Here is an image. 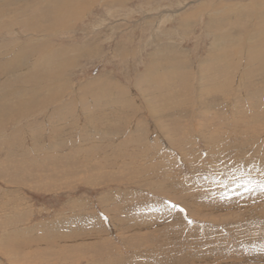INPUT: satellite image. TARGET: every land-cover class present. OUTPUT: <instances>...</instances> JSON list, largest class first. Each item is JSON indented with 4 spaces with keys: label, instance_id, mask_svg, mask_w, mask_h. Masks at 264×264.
<instances>
[{
    "label": "rangeland",
    "instance_id": "obj_1",
    "mask_svg": "<svg viewBox=\"0 0 264 264\" xmlns=\"http://www.w3.org/2000/svg\"><path fill=\"white\" fill-rule=\"evenodd\" d=\"M204 1L207 0H148L147 2L144 0H130L124 5L118 7V10L116 9L115 12V17H111V19H109V14L111 13L107 11L105 12L104 9L96 10L91 7L92 9L89 8L88 11H86L84 19L83 16L80 18L81 20L76 22L77 25L73 24L74 27L72 26L70 31L68 30L65 32L66 34L58 36V39L56 38V41H58L60 44L64 43L63 45L69 44L70 46V44L73 42L72 44H79L82 45V47L86 45L88 41L91 42L90 45H93V41H95L94 39L97 41L96 45L99 44V41H101L102 46L98 48L100 51V56H95L96 58L93 57L94 59H91V57H89L86 53L85 56L87 58L84 56L78 61L79 63L76 62L74 66L69 68L70 71L67 72L64 77L63 83H65V85H62L65 87H62V91L60 93L56 92L58 94H56L58 100L53 103V106L50 109L51 112L56 113L57 109L60 110V107H62L64 104H69L68 106L72 107H70L72 111L68 110L67 112L69 117H73V119L75 118V121H71L73 122L71 124L72 126L69 124V120L67 124H65V128L62 124L59 128H61L60 131H63L68 127L69 132L72 129L71 133L76 134L77 136L70 139V141L74 142L75 144L71 145L72 143H70V141L68 144L64 143L67 147H65L66 150L57 152L55 155L50 156L49 158H46L48 156H46L44 153L37 152L36 156L32 157L34 158L33 160L38 161L36 163H39V165L36 168L35 166H31V168H29V171L27 172L29 174V178L19 172L23 178L21 179V177L19 178V173L13 172L21 162L22 163L20 165H23L24 161L27 160H23L21 157L17 158V156H13L11 158V164L7 169H4L7 170L8 173H16L17 180L12 177V182L10 177H3L1 176L2 173H0V211L3 210L0 212V218H3L4 215H8L3 219H0V222H3L2 225L0 223V250H2L0 251V264H13L14 261V264H258L260 259L263 260L262 264H264V245L253 248V246L249 244L247 250H239L241 255H236V259L234 260L230 259L231 256L229 254L232 249L238 245V242L235 241V238L231 235L229 229L242 230V227L236 225L241 222L240 220H242V217L249 215V217H254L255 219L257 218L258 221H262V223H264V191H261L258 187V185L264 184V117L254 116L253 111H251V105L254 103L252 100L253 96L256 94L254 97H257V94H259L260 97L257 99L259 100L262 98L263 100L264 96H261L260 94H264V92L251 91V86L253 84L255 87H258V79L241 78L240 81V77H238L235 81H232L234 84H232V82L230 83L227 91L220 89L219 85L211 88L213 92L210 98H212V102L215 103L214 105H216V103L217 105L215 107L212 105L213 109L207 111L205 114V107L203 105V100L205 98H203L199 92V88L201 90L200 82L202 78V76L199 74L201 68L203 67L202 65L204 64L203 59L207 58L209 53L208 50L210 49L211 45V38L206 36V31L208 30L207 24L209 21L206 19L204 20L203 18H197V21H195L191 32L188 33L187 36L181 34V29L178 30L179 27L176 28L180 15L197 9L196 4H201ZM225 1L235 3L250 2V0ZM126 12H130L131 14H127ZM102 13L105 14V17ZM103 19L106 22H103ZM242 20L244 23H248V19H239L241 23H243ZM101 21L106 24H103ZM220 23L222 24V22H218L217 25H220ZM232 23L234 22L231 21L230 24ZM213 24L215 25L216 22ZM230 24L224 23L220 27H226L224 28L225 30H231ZM155 26H157L158 29L154 28ZM153 28L155 30H153ZM169 30L171 32L176 31V36L174 37L172 34H169V36ZM19 38H21V40H25V36H19ZM87 38L91 39L86 40ZM0 39H2V37H0ZM154 39H157V41ZM117 45L125 46L127 51L130 49L128 51L129 56L127 54L126 57L122 58L117 53H115L117 55H114V49L119 47ZM155 45H158V47L161 48H157ZM90 47L91 46H88V48L85 47L87 48L85 51L87 50L88 52L91 50L92 48ZM172 48L174 49L172 50ZM237 48H239L238 45ZM158 50L160 51L158 52L159 54L157 56L156 53ZM175 50H178L177 52L181 51L180 53H182V55L186 54L183 56V58L190 63L191 67L194 68V71L198 73V75L196 76L197 80L195 79L197 92H193V95L191 93L190 97H188L190 101L192 100L191 102L189 101L190 103L188 106L176 108L172 104L173 96L178 95V92L174 93L172 86H167L165 90L159 89L161 92H164V94H162L163 98L158 100H154L155 98L153 99V105L155 109L159 108L160 104L163 105L164 103L167 105L169 102H171V106L167 107L168 110L163 115L161 120H167L165 123L172 124V126L177 128H175V131L178 133H176L175 145L173 146L172 143L169 142V139L162 133V131H160V129L158 130L157 126L153 124L155 120L154 115H152L149 108H147L148 103L144 96L148 94L149 97V95L152 96L155 95V93L151 91L150 85H140L139 80L142 76H140V74L142 73L144 75L149 66L160 65L164 67V65L171 63L173 54L176 52ZM244 51L243 53L247 54V50ZM200 60L203 61V64L201 65ZM208 71H210V69H208ZM169 73L173 72H170L169 69L167 74ZM162 75H165V71L163 70L160 73V76ZM103 82H110L112 85L117 84V88L119 87L118 84L121 83L120 88H118V91H116L121 94L120 97L112 96V99L116 98V100L111 102V106H109L110 109L108 108L107 110H104V113L102 112V116H97L95 119L92 116H95V113H90L85 116L83 109L78 107L80 105H76L77 103L74 102L75 99L77 97L80 99L83 98L85 95L84 93L88 91L91 92V95L95 94V90L96 94L97 92L99 93L101 90H99L98 87L100 83ZM90 83H93L94 86ZM262 85L264 87V83L260 82L259 86H261V88H263ZM146 86L148 88H146ZM146 89H148V92H144ZM122 91H124L123 93L126 95H123ZM228 91H230V93ZM101 92L102 93L100 95L104 93V90ZM143 93L145 94L144 96ZM156 93L157 95L160 94L159 92ZM127 94L132 96L129 97ZM91 95L85 96H90L92 98ZM250 96L252 98H250ZM31 97L33 96H30V98ZM58 97H61V99ZM159 97L161 96L159 95ZM224 97L228 98V103L223 101L225 100ZM125 100H128V102ZM120 101L121 104L119 103ZM112 104L115 105V107L117 106V108L113 107ZM116 104H120V106L122 105L123 107L121 106L119 108V106ZM127 104H129V106ZM111 108H113V110ZM121 109H123L122 113ZM232 109H234V111L236 109V113H234ZM170 111H172V113ZM241 111L247 112L242 113ZM106 112L108 113L106 114ZM187 114H190V116H188V118L185 117V120L178 119V117H183ZM202 114L203 116L209 117V119H217L213 121V124L215 125L214 129H216L213 132L216 133L218 132L217 130H219L220 136L215 140L213 139L212 143H210L212 146L210 144H206L204 139L203 130L207 128V131L210 132L211 129L207 126V121L203 122ZM246 115L249 117V119L254 117L255 119L253 118V122L251 120H243ZM37 116L36 117L39 119L36 118L35 120V117H30L28 120H26L28 121V125L27 122L22 123L21 127H28L31 124V126L34 127L36 126L37 122L43 123V115L38 114ZM257 117L261 118V121L258 120V123L256 119ZM122 118H124V121ZM93 119L96 121L95 123L97 125H95ZM88 120L89 123H87ZM90 120H92L93 123ZM235 120H238L239 123L235 124ZM243 121L245 122L242 123ZM75 122L76 125L74 126ZM136 123L139 124V127H136L137 129L134 128ZM106 124L108 125L106 126ZM77 125L78 127H76ZM110 125L111 127H109ZM93 126H99V129L102 131L100 141L94 139L97 137L91 130ZM89 127L91 128L89 129ZM14 128L15 125L12 126L9 124V127L7 128V134L15 131ZM49 128L50 126L46 125L45 129L48 130ZM52 128L56 129V126L52 125ZM75 128H77V130H75ZM119 128L124 133H121L118 137L116 135ZM68 130H66V137H68L70 134ZM89 131H91L93 134H91ZM130 131H132L133 134ZM247 133L249 134L248 136ZM251 133H254L253 136H251ZM80 134H85L84 136L87 134L90 136L91 140L89 139L90 144L88 143V145L94 147L95 150L97 149L95 146L98 145L100 151L98 153H92L89 155L86 153L87 150H82L80 148L82 145H80L81 141L79 142V138L81 137ZM104 136L110 137L111 139H104ZM245 136H247V138ZM77 137L79 138L77 139ZM125 137H132L131 142L133 145L130 146V150L128 148L125 150L124 148L126 146L128 147L129 143H125L123 145L119 144L123 141H129L128 139L126 140ZM178 140L181 141L180 144H182L183 150L177 147L176 143ZM19 142L20 143L17 145H19L21 149L22 147L23 149L24 147L27 149L33 146L34 149L35 147L41 148L44 144L37 142L36 144L35 141H29L25 137H21ZM45 142H48L51 145L50 139L49 141ZM7 146L8 145H2L0 142L1 163L4 161V157H6L5 153H8V150L7 152L4 150ZM51 146L50 148L52 149ZM110 146H113V148H110ZM73 149L76 152H74ZM115 149L116 151H114ZM132 149H135V151ZM62 152L65 153L63 154ZM100 152H102V155ZM131 152H133L131 154L132 159L129 158V154ZM69 153L72 155V161L69 158L71 157ZM94 154L98 157L94 156ZM65 155L70 156L66 157ZM101 156L104 160H102ZM65 157L66 159L69 158L67 160L68 162L65 160ZM75 157L79 159L77 160ZM29 158H31V155ZM98 158L102 163L98 160ZM109 158L111 160L114 158V160L110 161ZM5 161L7 160L5 159ZM103 161H105V163ZM56 162L58 164H56ZM150 163H152L151 166L154 169L151 168ZM154 164L158 165L155 166ZM2 167H0V172H2ZM9 167L12 168L10 169ZM47 167L49 169L46 171ZM157 167L158 172L155 169ZM50 169H52V171ZM90 169H92V172ZM165 169H167L166 171L168 173L165 171ZM74 171L76 173H73ZM131 175L133 176L131 177ZM62 176H64V179ZM246 188L251 190H245ZM3 193L5 194L3 195ZM210 200L213 202H210ZM161 201L164 204H162ZM202 202L204 205H201L203 204ZM160 205L167 206L174 212V214L172 212L168 214V216L171 217L167 222L169 224H161V222L165 223V220L162 217L164 213L162 212ZM191 205L195 206L192 207ZM211 209H215V211L224 210L225 212L223 213L226 215L224 216L213 213ZM81 211L83 213H81ZM129 211H131V213H129ZM247 211H249L250 214L247 213ZM132 213H135L136 216L132 215ZM16 215L18 219L16 218ZM203 215H207L209 218H216L217 224L212 223L213 221L205 222ZM177 217H180V222L177 220ZM70 218L74 220L72 221L73 224L70 222L71 224L67 223V225H65V223L68 222V219ZM12 221L14 222L12 223ZM225 223H227V225ZM228 225L230 226L228 227ZM260 225L263 227V230L260 231V233L263 234L262 236L264 240V224ZM38 228H40V230H38ZM53 229H58V231H54ZM65 233L69 235L67 236ZM80 233L83 234L81 235ZM70 234L74 235V237ZM165 238L167 239V247L163 243ZM98 242L100 245L97 244ZM224 242L228 243L225 244ZM207 243L209 244L207 245ZM220 243L223 248H227V250L225 249L226 251H224L222 248L219 249V247L216 246ZM176 245L178 247L184 246L180 248V250ZM78 246H83L82 248L84 249L79 248ZM209 246L214 248L216 252ZM2 247L4 249H2ZM76 247L77 249H75ZM173 247V251L171 250L170 252V250H167ZM177 249L178 251H175ZM206 250H210V252L206 253ZM17 252L21 253V255L23 253V255L21 256ZM249 255L252 260L250 259ZM146 256L150 258L148 259ZM24 257L28 259H25ZM257 258L259 259L255 261Z\"/></svg>",
    "mask_w": 264,
    "mask_h": 264
},
{
    "label": "bare ground",
    "instance_id": "obj_2",
    "mask_svg": "<svg viewBox=\"0 0 264 264\" xmlns=\"http://www.w3.org/2000/svg\"><path fill=\"white\" fill-rule=\"evenodd\" d=\"M130 0H0V37H2V39H0V142L2 145H8L4 150H8V153H5L4 157L7 161H4L1 163L0 167H2V173L1 176H8L10 177V179L12 177H14V179L17 178V174L16 173H22L24 174V176L29 178V174L27 173L29 171V168H31V166H35V168L39 165V163H36L38 161L33 160L37 154V152L39 153H44L46 156V158H49L50 156L55 155L57 152L60 151H64L66 150V145L64 143H67L70 141V139L74 138L75 136H77L76 134L71 133V130L69 132L68 127L66 129H64L63 131H60L61 128L60 125H64V128L66 127L65 124H67V122L70 120L69 124L71 125L74 119L73 117H69L68 116V110L72 111L71 108L68 106L69 104H64L62 107H60L61 109H57L56 113L55 112H51L50 109L53 106V103L56 102L57 99V93L56 92H61L62 91V85H65L64 82V77L65 74H67V72L70 71V67L74 66V64L76 62H78L81 58H83L86 53L89 57H91V59H94L93 57H99V49L102 46V42L99 41V44L96 45L97 41L96 39H94L95 41H93V45H90L91 42L88 41V43L86 45H84L85 47L88 48V46H91L90 48H92L91 50H89L87 52V50L85 51V48L82 47V45L79 44H60L58 41H56V38L58 39V36L60 35H64L66 34L65 32H67L68 30H71V27L73 26V24H76V22L78 20H81L80 18L83 19L85 18V13L86 11H88L89 8H94L96 10L98 9H104L105 12H109L111 14H109L110 18H114L115 17V12L116 9L118 10V7L124 5L125 3H127ZM136 1V0H135ZM145 2H147L148 0H144ZM150 1V0H149ZM152 1V0H151ZM155 1V0H154ZM200 2V1H199ZM195 6V5H194ZM97 7V8H95ZM130 7V6H129ZM171 7V6H170ZM91 8V9H92ZM196 8L193 11H189L188 13H183L182 15L179 16L178 18V22H177V27H179L178 30L181 29V34L183 35H188V33L191 32L192 27L194 26L195 21H197L196 19L199 18H203L204 20H208V30L207 32V37L211 38V45H210V49L208 50V56L207 58L203 59L204 60V64L202 63L203 61L200 60V65L203 64L201 71H200V76H202L201 78V90L199 88V92L200 95L203 96V98H205L203 101V105L205 107V114L207 111H210L213 109L212 105H214L215 103L212 102V98L211 94L213 92V90L211 88L219 85L220 89L227 91L228 86H230V83L234 80H236L238 77H240V81L241 78H247V79H253L256 78L258 79V87H255V85L253 84L251 86V91L252 92H264V87L262 85L263 88H261V86H259V83L262 82L264 83V0H250V2L248 3H242V2H227L225 0H207L202 2L201 4H196ZM194 9V8H193ZM165 11V10H164ZM101 12V11H100ZM147 12V11H146ZM161 12V11H159ZM88 13V12H87ZM127 13V12H126ZM130 13V12H128ZM127 13V14H128ZM148 13V12H147ZM172 13V12H171ZM176 13V12H175ZM103 14V13H102ZM131 14V13H130ZM162 14V13H161ZM160 14V15H161ZM87 15V14H86ZM91 15V14H90ZM105 14H103L104 16ZM163 15V14H162ZM170 15V14H169ZM168 15V16H169ZM178 15V14H177ZM145 16V15H144ZM100 17V16H99ZM105 17V16H104ZM125 17V16H124ZM140 17V16H139ZM120 18V17H119ZM177 18V17H176ZM174 18V19H176ZM246 18L248 19V23H241L239 21V19H243ZM99 19V18H98ZM118 19V18H117ZM126 19V18H125ZM168 19V18H167ZM102 20V19H100ZM104 20V19H103ZM152 20V19H151ZM154 20V19H153ZM203 20V21H204ZM98 21V20H97ZM110 21V20H109ZM112 21V20H111ZM175 21V20H173ZM234 22L232 24H230V22ZM100 22V21H99ZM98 22V23H99ZM102 22V21H101ZM103 22H106L105 20ZM102 22V23H103ZM118 22V21H117ZM216 22V24L214 25L213 23ZM218 22H222V24H230L231 26V30H225L224 28L220 27L222 24L220 23V25H217ZM239 22V23H238ZM95 23V22H94ZM108 23V22H107ZM241 23V24H240ZM106 24V23H103ZM160 24V23H159ZM77 25V24H76ZM206 25V22H205ZM74 27V26H73ZM77 27V26H76ZM95 27V26H94ZM103 27V26H102ZM196 27V26H195ZM228 27V26H227ZM114 28V27H113ZM154 28L158 29L157 26H155ZM153 28V30H155ZM172 28V27H171ZM86 29V28H85ZM200 29V27H199ZM111 30V29H110ZM84 31V30H83ZM96 31V30H95ZM114 32V31H113ZM167 32V31H166ZM89 33V32H88ZM161 33V32H160ZM176 31L171 32L169 30L168 35L172 34L174 37L176 36ZM104 34V33H103ZM152 34V33H150ZM180 34V33H179ZM163 35V34H162ZM205 35V34H204ZM19 36H25V40H21V38H19ZM170 36V35H169ZM17 37V38H16ZM155 37V36H154ZM182 37V36H181ZM70 38V37H68ZM158 38V37H157ZM178 38V37H177ZM196 38V37H195ZM91 39V38H87L86 40ZM153 39V38H152ZM189 39V38H188ZM203 39V38H202ZM155 40V39H154ZM147 41V40H146ZM153 41V40H152ZM157 41V39L155 40ZM84 42V43H85ZM149 42V41H148ZM147 42V43H148ZM182 42V41H181ZM67 43V42H66ZM127 43V42H126ZM169 43V42H168ZM128 44V43H127ZM156 44V43H155ZM175 44V43H174ZM160 45V44H159ZM168 45V44H167ZM171 45V44H170ZM177 45V44H176ZM237 45L239 48H237ZM119 47H117L116 49H114L113 54L117 55L119 54V56L126 57L127 54L129 53L127 48L123 45H117ZM130 46V45H129ZM156 46V45H155ZM174 46V45H173ZM225 46V47H224ZM157 48H161L158 47V45L156 46ZM155 47V48H156ZM170 47V46H169ZM180 47V46H179ZM164 48V47H163ZM168 48V47H166ZM243 48V49H242ZM134 49V48H133ZM132 49V50H133ZM154 49V48H153ZM174 48H172L173 50ZM177 49V48H176ZM168 50V49H167ZM244 50H247V54L243 53ZM99 51V52H98ZM160 50L157 51L156 55L158 56V52ZM176 51V50H175ZM178 51V50H177ZM175 52L173 54V57L171 59V63L164 65V67L157 65V66H149L147 68L146 73L143 75L142 73L140 74L141 78L139 80V84L140 85H150L151 87V91L155 93V95H152L148 97V94L146 96H144L145 94L143 93L144 98H146L145 100H147L148 103V107L150 110V113H152V115H154V122L153 124H155V126H157V129L160 131H162V133L169 139V142L172 143V145H175V138H176V132L175 130L177 129L175 126H172V124H167L165 123L167 120H161L163 115L166 113V111L168 110L167 107L171 106V102H169L167 105H165L163 103L160 104L159 108L154 107L153 105V101L154 100H158L160 98H163L164 92L160 91L161 89H164L167 86H172L174 93L178 92V95L173 96L172 99V104L176 107V108H183V106H188V104L192 101H190V99H188V97H190V94L192 93V95L194 94L193 92H197V88H196V76L198 75V73H196L194 71V68L191 67L190 63L187 62L182 55V53L180 52ZM134 52V51H132ZM136 52V51H135ZM168 52V51H167ZM170 52V51H169ZM245 52V51H244ZM90 53V54H89ZM117 53V54H115ZM165 53V52H164ZM173 53V52H172ZM93 54V56H92ZM135 54V53H134ZM133 55V54H132ZM161 55V54H160ZM163 55V53H162ZM165 55V54H164ZM102 56V55H101ZM129 56V54H128ZM149 56V55H148ZM86 57V56H85ZM95 57V58H96ZM113 57V56H112ZM153 57V56H152ZM206 57V56H205ZM87 58V57H86ZM154 58V57H153ZM156 58V57H155ZM161 58V57H160ZM199 58V57H198ZM121 59V58H119ZM128 60V59H127ZM151 60V59H150ZM165 60V58H164ZM198 60V59H197ZM123 62V61H122ZM165 62V61H164ZM196 62V61H195ZM198 62V61H197ZM79 63V62H78ZM124 63V62H123ZM140 63V62H139ZM157 63V61H156ZM167 63V62H166ZM192 63V62H191ZM158 64V63H157ZM171 64V65H170ZM146 66V65H145ZM194 66V65H193ZM199 66V64H198ZM78 67V66H77ZM147 67V66H146ZM199 68V67H198ZM78 69V68H77ZM126 69V68H125ZM173 72V73H169L167 74V71ZM208 69H210V71H208ZM163 71H165V75L160 76V73ZM94 71V70H93ZM144 71V70H143ZM142 71V72H143ZM167 74V75H166ZM136 76V75H135ZM129 78V77H128ZM130 79V78H129ZM246 79V81H247ZM131 80V79H130ZM197 80V79H196ZM255 80V79H254ZM243 82V80H242ZM250 82V80H249ZM98 83V82H97ZM246 83V82H245ZM252 83V82H251ZM250 83V84H251ZM83 84V83H82ZM93 84V83H90ZM121 84V83H120ZM120 84L118 88H120ZM138 84V85H139ZM232 84H234L232 82ZM47 85V86H46ZM115 85V86H114ZM112 85L110 82H103L100 83L99 85V90L103 91L104 93L102 95H100L102 92L100 91L99 93L97 92L96 94V90L94 91L95 94L91 95V92H86L84 93L85 95H91L92 98L90 96H87L89 98H87L85 95V97L83 96V98H76L75 99V103H77L76 105H80L78 106L79 108L81 107L83 109V112L85 114V116H87L90 113H95V116L92 115L94 117V119L97 116H102V112L104 113V110H107L109 108V106H111V102H113V100H116V98L112 99V96H116V97H120L121 94H119L118 92V88L116 87L117 84ZM129 85V84H128ZM70 86V85H69ZM90 86V85H89ZM94 86V84H93ZM92 86V87H93ZM124 86V85H123ZM137 86V85H135ZM146 86V88H148ZM65 87V86H64ZM63 87V88H64ZM89 88V87H88ZM171 88V87H170ZM169 88V89H170ZM233 88V86H232ZM247 88V87H246ZM67 89V88H66ZM122 89V86H121ZM125 89V88H124ZM141 89V87H140ZM160 89V90H159ZM231 89V88H230ZM68 90V89H67ZM120 90V89H119ZM234 90V89H233ZM246 90V89H245ZM98 91V90H97ZM224 91V92H225ZM124 91H122L123 93ZM132 92V91H131ZM139 92V91H138ZM144 92H148V89H146V91L144 90ZM156 92H159L160 96L157 95ZM171 92V91H170ZM230 93V91H228ZM127 93V92H126ZM129 93V92H128ZM134 93V92H133ZM140 93V92H139ZM241 93V92H240ZM57 94V95H56ZM125 93H123L124 95ZM153 94V93H152ZM168 94V93H167ZM239 94V93H238ZM255 94V93H254ZM122 95V96H123ZM126 95V94H125ZM128 95V94H127ZM237 95V94H236ZM256 94L253 96V98L250 96V98H252L253 100V105H251V111H253V115L254 116H260V117H264V99H257L259 96V94ZM261 96H264V94H260ZM30 96H33L30 98ZM94 96V97H93ZM129 97L132 95H128ZM223 96V95H222ZM229 96V95H228ZM127 97V96H125ZM135 97V95H134ZM175 97V98H174ZM209 97V98H208ZM243 97V95H242ZM59 98V97H58ZM155 98V99H154ZM167 98V97H166ZM208 98V99H207ZM225 98V97H224ZM61 99V97L59 98ZM118 99V98H117ZM124 99V98H123ZM154 99V100H153ZM222 99V98H221ZM122 100V99H121ZM135 100V99H134ZM137 100V99H136ZM235 100V99H234ZM128 102V100H125ZM190 101V102H189ZM217 101V100H216ZM224 102L226 101V103H228V98H225V100H223ZM222 101V102H223ZM228 101V102H227ZM244 101V100H243ZM242 101V104H243ZM73 102V100H72ZM115 102V101H114ZM123 102V101H122ZM146 102V101H145ZM156 102V101H155ZM232 102V101H231ZM236 102V101H235ZM241 102V101H240ZM121 104V101L119 102ZM124 103V102H123ZM122 103V104H123ZM225 103V104H226ZM238 103V102H237ZM247 103V102H246ZM115 104V103H114ZM120 104H116L119 106V108L122 106H120ZM202 104V103H201ZM220 104V103H218ZM241 104V105H242ZM251 104V103H250ZM72 105V104H70ZM74 105V104H73ZM113 105V104H112ZM129 106V104H127ZM131 105V104H130ZM156 105V104H155ZM198 105V104H197ZM217 105V103H216ZM214 105V107L216 106ZM231 105V104H230ZM61 106V105H60ZM225 106V105H224ZM227 106V104H226ZM248 106V104H247ZM104 107V108H103ZM113 107H115V105H113ZM123 107V106H122ZM125 107V105H124ZM203 107V108H204ZM101 108V109H100ZM117 108V106L115 107ZM196 108V107H195ZM110 109V108H109ZM113 110V108H111ZM170 109V108H169ZM191 109V108H190ZM224 109V108H223ZM79 110V109H78ZM118 110V109H117ZM121 113L123 112V109H121ZM125 110V109H124ZM192 110V109H191ZM241 110V109H240ZM256 110V111H255ZM77 111V110H76ZM94 111V112H93ZM202 111V110H201ZM232 111L234 113H236V109L234 111V109H232ZM248 111H249V107H248ZM255 111V112H254ZM118 112V111H117ZM172 113V111H170ZM192 112V111H191ZM239 112V111H238ZM242 113H246L247 111H241ZM240 112V113H241ZM75 113V110H74ZM82 113V112H81ZM108 112H106L107 114ZM110 113V112H109ZM195 113V112H193ZM250 113V112H249ZM43 115V123H39L37 122L36 126H31L29 125L28 127H21L22 123H26L28 125V118H32L38 117L37 115ZM72 114V113H70ZM256 114V115H255ZM122 115V114H121ZM126 115V114H125ZM168 115V114H167ZM171 115V114H170ZM169 115V116H170ZM180 115V114H178ZM177 115V116H178ZM237 115V114H236ZM244 115V114H243ZM37 116V117H36ZM76 116V115H75ZM112 116V115H111ZM117 116V115H116ZM188 116H190V114L184 115L183 117H178L179 120L184 119L185 117L188 118ZM231 116V115H230ZM233 116V115H232ZM252 116V115H251ZM120 117V115H119ZM118 117V118H119ZM127 117V116H126ZM125 117V118H126ZM166 117V116H165ZM193 117V115H192ZM236 117V116H234ZM260 117H257V123L258 120L261 121ZM92 118V117H91ZM107 118V117H106ZM105 118V120H106ZM114 118V117H113ZM171 118V117H170ZM240 118V117H239ZM252 118V117H251ZM254 118V117H253ZM249 119V117L246 115L244 119L247 120H254V119ZM39 119V118H37ZM77 119V118H76ZM93 119L94 123L96 122ZM98 119V118H97ZM115 119V118H114ZM124 118H122L123 120ZM202 119L203 122L207 121V126L211 129L210 132H208L207 128H205L203 130L204 133V139L206 141V144H210L212 143L213 139L215 140L217 137L220 136V132L219 130H217L218 132L214 133L213 131H215L216 129H214V124L213 121L217 120L216 118L213 119H209V117L207 116H203L202 114ZM34 120V121H35ZM120 120V119H119ZM121 120V121H122ZM30 121V119H29ZM39 121V120H37ZM75 121V120H74ZM78 121V120H77ZM92 122V120H90ZM109 121V119H108ZM116 121V120H115ZM124 121V120H123ZM264 121V120H263ZM90 122V123H91ZM100 122V121H99ZM105 122V121H104ZM119 122V121H118ZM117 122V123H118ZM127 122V121H126ZM245 121H243L242 123H244ZM253 122V121H252ZM256 122V121H255ZM30 123V122H29ZM89 123V120L88 122ZM86 123V124H87ZM93 123V122H92ZM91 123V124H92ZM120 123V122H119ZM182 123V122H181ZM219 123V122H218ZM238 120H235V124H238ZM10 125H15V128L12 133H8L7 134V128ZM59 124V125H57ZM90 124V125H91ZM101 124V123H100ZM103 124V123H102ZM110 124V123H108ZM106 124V126L108 125ZM116 124V123H115ZM248 124V123H246ZM250 124V123H249ZM255 124V123H254ZM34 125V124H33ZM46 125L50 126V128L48 130H46ZM52 125L56 126L55 128H52ZM76 125V122L74 124V126ZM95 125H97L95 123ZM72 126V125H71ZM73 126V128H74ZM84 126V125H83ZM82 126V127H83ZM88 126V124H87ZM128 126V125H127ZM198 126V125H197ZM218 126V125H217ZM249 126V125H248ZM246 126V127H248ZM70 127V126H69ZM78 127V125L76 126ZM111 127V125L109 126ZM118 127V126H117ZM116 127V129H117ZM123 127V126H122ZM139 127V124L136 123L134 128L137 129ZM179 127V126H177ZM182 127V126H181ZM88 128V127H87ZM91 127H89L90 129ZM99 126H93L91 128L92 132L94 133V135L97 138V141H100V136L102 131L99 129ZM115 128V126H114ZM176 128V129H175ZM200 128V127H199ZM251 128V126H250ZM13 129V128H12ZM45 129V130H44ZM86 129V128H84ZM83 129V130H84ZM104 129V128H103ZM182 129V128H181ZM249 129V128H248ZM253 129V128H252ZM35 130V131H34ZM42 130V131H41ZM70 133L68 137H66V133L67 131ZM75 130H77V128H75ZM82 130V131H83ZM105 130V129H104ZM128 130V129H127ZM245 130V129H243ZM255 130V128H254ZM48 131V133H47ZM180 131V130H179ZM246 131V130H245ZM243 131V132H245ZM256 131V130H255ZM87 132V131H86ZM91 132V131H89ZM91 132V134H93ZM106 132V131H105ZM126 132V131H125ZM132 133V131H130ZM128 132V133H130ZM77 133V131H76ZM109 133V132H108ZM112 133V132H111ZM122 132V130L119 128L117 131V135L116 136H120ZM130 133V134H131ZM233 133V132H232ZM242 133V132H241ZM257 133V132H256ZM79 134V133H78ZM114 134V133H113ZM129 134V135H130ZM133 134V133H132ZM244 134V133H243ZM252 134V133H251ZM254 134V133H253ZM253 134L251 136H253ZM81 135V134H80ZM79 135V137H80ZM85 135V134H84ZM81 135V137H77V139L79 138V142L80 143V148L84 151H86V153H88L89 155H91L92 153H98L100 151V148H98V145L95 146V148H97L96 150L94 149V147H91L90 145H88L90 136H88L86 134V136ZM110 135V134H109ZM222 135V134H221ZM225 135V134H223ZM246 135V134H245ZM249 134L247 133V136ZM126 136V135H125ZM235 136V135H234ZM233 136V137H234ZM237 136V135H236ZM247 136H245L247 138ZM25 137L27 140L29 141H35V143H44L42 145V147H35V149L33 147L31 148H27L22 149L19 147V145H17L19 142L20 138ZM117 137V138H118ZM161 137V136H160ZM202 137V136H201ZM229 137V136H228ZM93 138V137H92ZM105 138H110V137H106ZM116 138V137H115ZM112 138V139H115ZM126 138V137H125ZM139 138V137H138ZM183 138V137H182ZM185 138V137H184ZM188 138V137H187ZM249 138V137H248ZM256 138V137H255ZM45 142V141H49ZM66 139V140H65ZM111 139V138H110ZM129 141H123L121 143H119L120 145H123L125 143H129V146L124 147L125 150L126 148H128L130 150V146L133 145L132 144V137L130 138H126V140ZM140 139V138H139ZM138 139V140H139ZM150 139V138H149ZM53 143H52V141ZM84 140V141H83ZM91 140V139H90ZM121 140V139H120ZM136 140V141H138ZM141 140V139H140ZM152 140V139H151ZM182 140V139H181ZM195 140V139H194ZM256 140V139H255ZM24 141V140H23ZM114 141V140H113ZM118 141V140H117ZM116 141V142H117ZM148 141V140H147ZM218 141V140H217ZM241 141V140H240ZM250 141V140H249ZM95 142V141H94ZM93 142V144H94ZM108 142V141H107ZM106 142V143H107ZM111 142V141H110ZM109 142V143H110ZM115 142V141H114ZM119 142V141H118ZM117 142V143H118ZM149 142V141H148ZM180 140L177 141L176 145L178 148H181V150H183L182 144H180ZM183 142V141H182ZM242 142V141H241ZM244 142V141H243ZM247 142V140H246ZM257 142V141H256ZM36 143V144H37ZM70 143H72L71 145H74L75 143L70 141ZM98 143V142H96ZM95 143V145H96ZM108 143V144H109ZM138 143V142H137ZM184 143V142H183ZM194 143V141H193ZM105 144V143H104ZM103 144V145H104ZM112 144V143H111ZM118 144V145H119ZM139 144V143H138ZM240 144V143H239ZM32 145V144H31ZM52 147V149L50 148V146ZM113 145V144H112ZM116 145V144H115ZM119 145V146H120ZM211 145V144H210ZM85 146V147H83ZM212 146V145H211ZM66 147V148H65ZM75 147V146H74ZM104 147V146H103ZM115 147V146H114ZM102 148V147H101ZM106 148V147H105ZM110 148H113V146ZM72 149V148H71ZM78 149V148H77ZM80 150V149H79ZM108 150V149H107ZM106 150V151H107ZM118 150V149H117ZM122 150V148H121ZM135 151V149H132ZM213 150V149H212ZM220 150V149H219ZM74 151V149H73ZM102 151V150H101ZM105 151V152H106ZM109 151V150H108ZM107 151V152H108ZM116 151V149L114 150ZM137 151V150H136ZM71 152V151H70ZM76 152V151H74ZM104 152V151H102ZM102 152L101 155H102ZM110 152V151H109ZM119 152V150H118ZM121 152V151H120ZM159 152V151H158ZM173 152V151H172ZM264 152V151H263ZM63 153V152H62ZM65 153V152H64ZM63 153V154H64ZM122 153V152H121ZM120 153V154H121ZM133 152H131L129 154V158H131V154ZM139 153V152H137ZM33 154V155H32ZM61 154V153H60ZM70 154V153H69ZM74 154V153H73ZM80 154V153H79ZM85 154V153H84ZM104 154V153H103ZM143 154V153H142ZM209 154V153H208ZM212 154V153H211ZM31 155V158H29V156ZM41 155V154H40ZM71 155V154H70ZM69 155V156H70ZM88 155V156H89ZM122 155V154H121ZM134 155V154H133ZM13 156H17L23 158L24 164L23 165H18V167H16V170L13 172L16 173H8L7 169L8 166L11 164V158ZM33 156V157H32ZM43 156V155H42ZM66 156V155H65ZM66 156V157H69ZM77 156V155H76ZM87 156V155H86ZM94 156H97L94 154ZM120 156V155H119ZM128 156V155H127ZM63 157V156H62ZM61 157V158H62ZM65 160L67 161L69 158L72 161V155L71 157H69L68 159ZM98 157V156H97ZM100 157V156H99ZM102 157V156H101ZM122 157V156H121ZM125 157V156H124ZM143 157V156H142ZM218 157V156H217ZM45 158V157H44ZM59 158V157H58ZM56 158V159H58ZM60 158V159H61ZM74 158V156H73ZM86 158V157H85ZM108 158V157H107ZM106 158V159H107ZM128 158V159H129ZM167 158V157H166ZM75 159H77L75 157ZM79 159V158H78ZM77 159V160H78ZM84 159V158H83ZM139 159V158H138ZM64 160V158H63ZM62 160V161H63ZM87 160V159H86ZM90 160V159H89ZM99 160V158H98ZM102 160L103 157H102ZM110 161L114 160V158L111 160L109 158ZM122 160V159H121ZM136 160V159H134ZM61 161V160H60ZM64 161V162H66ZM81 161V160H80ZM79 161V162H80ZM101 162V160H99ZM117 161V160H116ZM119 161V160H118ZM137 161V160H136ZM149 161V160H148ZM18 162V160H17ZM68 162V161H67ZM77 162V161H76ZM105 163V161H103ZM107 162V161H106ZM124 162V161H123ZM122 162V163H123ZM126 162V161H125ZM130 162V160H129ZM133 162V161H132ZM135 162V161H134ZM14 163V161H13ZM12 163V164H13ZM19 163V162H18ZM70 163V162H69ZM102 163V162H101ZM137 163V162H136ZM169 163V162H168ZM51 164V163H50ZM56 164H58L56 162ZM71 164V163H70ZM109 164V163H108ZM117 164V163H116ZM128 164V163H127ZM152 163H150L151 166ZM162 164V163H160ZM65 165V164H64ZM79 165V164H78ZM87 165V164H86ZM94 165V164H93ZM122 165V164H121ZM120 165V166H121ZM129 165V164H128ZM127 165V166H128ZM155 166L158 164H154ZM13 166V165H12ZM15 166V165H14ZM41 166V165H40ZM52 166V165H51ZM55 166V165H54ZM53 166V167H54ZM62 166V165H61ZM43 167V166H42ZM64 167V166H63ZM90 167V166H89ZM108 167V166H107ZM123 167V166H122ZM130 167V166H129ZM133 167V165H132ZM136 167V166H135ZM154 167V166H153ZM168 167V166H166ZM10 168V167H9ZM12 168V167H11ZM10 168V169H11ZM18 168V169H17ZM39 168V167H38ZM74 168V167H72ZM84 168V167H83ZM91 168V167H90ZM93 168V167H92ZM124 168V167H123ZM128 168V167H127ZM152 168V166H151ZM49 168L47 167L46 171ZM66 169V168H65ZM75 169V168H74ZM103 169V168H102ZM111 169V167H110ZM109 169V170H110ZM116 169V168H115ZM119 169V168H118ZM129 169V168H128ZM133 169V168H132ZM154 169V168H152ZM151 169V170H152ZM156 171L158 169L155 168ZM202 169V168H201ZM40 170V169H39ZM52 171V169H50ZM92 172V169H90ZM108 170V169H106ZM160 170V169H159ZM167 169H165L166 171ZM45 171V172H46ZM61 171V170H60ZM65 171V170H62ZM77 171V170H76ZM203 171V170H202ZM206 171V170H205ZM49 172V171H48ZM97 172V171H96ZM158 172V171H157ZM161 172V171H159ZM164 172V169H163ZM167 172V171H166ZM170 172V171H169ZM19 173V174H20ZM42 173V172H41ZM63 173V172H61ZM73 173H76L75 171ZM88 173V172H87ZM168 173V172H167ZM205 173V172H204ZM227 173V172H226ZM38 174V173H37ZM44 174V173H43ZM54 174V173H52ZM57 174V173H56ZM99 174V173H98ZM161 174V173H160ZM164 174V173H163ZM40 175V174H39ZM38 175V176H39ZM61 175V174H60ZM72 175V174H71ZM77 175V174H76ZM81 175V173H80ZM96 175V174H95ZM135 175V174H134ZM166 175V174H165ZM205 175V174H202ZM51 176V175H50ZM53 176V175H52ZM67 176V175H65ZM74 176V175H73ZM120 176V175H119ZM133 175H131L132 177ZM21 177V174L19 176V178ZM41 177V176H40ZM47 177V176H46ZM64 179V176H62ZM97 177V176H96ZM138 177V176H137ZM158 177V176H157ZM168 177V176H167ZM45 178V176H44ZM77 178V177H76ZM102 178V177H101ZM105 178V177H104ZM160 178V177H159ZM163 178V177H162ZM166 178V177H165ZM171 178V177H170ZM205 178V177H204ZM21 179H23L21 177ZM25 179V178H24ZM36 179V178H35ZM38 179V178H37ZM62 179V180H63ZM94 179V178H93ZM115 179V178H114ZM184 179V178H183ZM201 179V178H200ZM13 182V179H11ZM17 180V179H16ZM53 180V179H51ZM108 180V179H107ZM116 180V179H115ZM168 180V179H167ZM171 180V179H169ZM181 180V179H180ZM179 180V181H180ZM8 181V180H7ZM103 181V180H101ZM109 181V180H108ZM163 181V180H162ZM182 181V180H181ZM76 182V181H75ZM112 182V179H111ZM114 182V181H113ZM153 182V181H152ZM160 182V180H159ZM168 182V181H166ZM172 182V181H171ZM178 182V181H177ZM176 182V183H177ZM237 182V181H236ZM23 183V182H22ZM48 183V182H47ZM74 183V182H73ZM135 183V182H134ZM151 183V182H150ZM244 183V182H242ZM162 184V182H161ZM168 184V183H166ZM174 184V183H173ZM172 184V185H173ZM54 185V183H53ZM155 185V184H154ZM163 185V184H162ZM175 185V184H174ZM63 186V185H62ZM130 186V185H129ZM152 186V185H151ZM239 186V185H238ZM11 187V186H10ZM114 187V186H113ZM169 189V188H168ZM189 190V188H188ZM5 191V190H4ZM197 191V190H196ZM199 191V190H198ZM205 191V190H204ZM10 193V192H9ZM198 193V192H197ZM201 193V192H200ZM199 193V194H200ZM256 193V192H255ZM5 193H3L4 195ZM198 194V195H199ZM196 196V195H195ZM207 196V195H206ZM251 196V195H250ZM198 197V196H197ZM217 197V196H215ZM249 197V196H248ZM196 199V198H195ZM203 199V198H202ZM210 199V198H209ZM208 199V201H209ZM197 201V199H196ZM212 200H210L211 202ZM162 202V201H161ZM213 202V201H212ZM203 203V202H202ZM241 203V202H240ZM162 204H164L162 202ZM192 204V203H190ZM201 204V203H200ZM230 204V203H229ZM236 204V203H235ZM15 205V204H14ZM201 205H204L201 204ZM19 206V205H17ZM157 206V205H156ZM164 206V205H163ZM160 205V208L162 209V212L164 213L162 215L163 219L165 220V223L161 224H169L167 223L168 220L171 218L170 216H168V214L170 212H172L174 214V212L172 210L169 209V207ZM192 206V205H191ZM195 206V205H194ZM192 206V207H194ZM211 206V204H210ZM229 206V205H228ZM1 207V206H0ZM9 207V206H7ZM203 207V206H202ZM205 207V206H204ZM10 208V207H9ZM22 208V207H21ZM5 209V208H4ZM20 209V208H19ZM132 209V208H131ZM156 209V208H155ZM158 209V208H157ZM224 209V208H222ZM258 209V208H257ZM14 210V209H12ZM133 210V209H132ZM160 210V209H159ZM202 210V209H201ZM213 213L216 214H220V215H226L224 210H220V211H215V209H211ZM3 211V210H2ZM0 211V212H2ZM11 211V210H10ZM19 211V210H18ZM21 211V210H20ZM165 211V212H164ZM199 211V210H198ZM203 211V210H202ZM201 211V212H202ZM254 211V210H253ZM9 212V211H8ZM14 212V211H13ZM27 212V211H26ZM252 212V211H251ZM261 212V211H260ZM31 213V212H30ZM77 213V212H76ZM81 213H83L81 211ZM129 213H131V211H129ZM247 213L250 214L249 211H247ZM5 214V213H4ZM28 214V213H27ZM79 214V213H78ZM203 214V213H202ZM2 215V214H1ZM80 215V214H79ZM132 215L136 216L135 213H132ZM155 215V214H154ZM197 215V214H196ZM195 215V216H196ZM3 216V215H2ZM5 216L8 215H4L3 218ZM13 216V215H12ZM168 216V217H167ZM214 216V215H211ZM20 217V216H19ZM32 217V216H31ZM78 217V215H77ZM76 217V218H77ZM81 217V216H80ZM85 217V216H82ZM2 217L0 219H3ZM17 218V215H16ZM16 218H12V219H16ZM51 218V217H50ZM101 218V217H100ZM178 221L180 222V217H177ZM18 219V218H17ZM25 219V218H24ZM83 219V218H82ZM81 219V220H82ZM92 219V218H91ZM139 219V218H138ZM180 219V220H179ZM203 219L205 222H212V223H216L217 219L216 218H209L207 217V215H203ZM254 217H249V215H247L246 217H242V220H240L241 222L236 224L237 226L242 227V230H237V229H229V231L231 232V235L235 238V241L238 242V245L235 246L234 249H232V251L229 253L230 254V259L234 260L236 259V255L240 254L239 250L240 249H248L249 244H251L253 246V248L255 247H260L262 245H264V240H263V234L260 233V231L263 230V227L260 224H264L262 223V221H258L257 218L254 220ZM68 222H64L65 225H67V223L69 224L70 222L73 224L72 221H74L73 219H68ZM84 220V219H83ZM8 221V220H7ZM56 221V220H55ZM61 221V220H60ZM65 221V219H64ZM79 221V220H78ZM14 221H12L13 223ZM137 222V221H136ZM1 223V222H0ZM3 223V222H2ZM1 223V225H2ZM8 223V222H7ZM6 223V224H7ZM10 223V222H9ZM42 223V222H41ZM46 223V222H45ZM59 223V222H58ZM63 223V225H64ZM70 223V224H71ZM77 223V222H76ZM135 223V222H134ZM138 223V222H137ZM183 223V220H182ZM243 223V224H241ZM24 224V223H23ZM38 224V223H37ZM80 224V223H79ZM92 224V223H91ZM206 224V223H205ZM217 224V223H216ZM227 225V223H225ZM8 225V224H7ZM12 225V224H10ZM14 225V224H13ZM20 225V224H19ZM60 225L62 226V224L60 223ZM85 225V224H84ZM88 225V224H87ZM235 225V226H236ZM5 226V225H3ZM59 226V224H58ZM165 226V225H164ZM207 226V225H205ZM211 226V225H210ZM230 225H228L229 227ZM236 226V227H237ZM8 227V226H7ZM6 227V228H7ZM56 227V226H55ZM60 227V226H59ZM223 227V226H222ZM5 228V229H6ZM9 228V227H8ZM64 228V227H63ZM221 228V227H220ZM219 229V228H218ZM228 229V228H227ZM34 230V229H33ZM32 230V231H33ZM38 230H40V228H38ZM54 230V229H53ZM61 230V229H60ZM82 230V229H81ZM216 230V229H215ZM47 231V230H46ZM54 231H58L54 230ZM62 231V230H61ZM86 231V230H85ZM101 231V230H100ZM35 232V231H34ZM33 232V233H34ZM82 232V231H80ZM84 232V231H83ZM170 232V231H169ZM206 232V231H205ZM212 232V231H211ZM215 232V231H214ZM225 232V231H224ZM9 233V232H8ZM7 233V234H8ZM24 233V232H23ZM38 233V232H37ZM69 233V231H68ZM62 234V233H61ZM60 234V235H61ZM64 234V233H63ZM67 234V233H65ZM75 234V233H74ZM77 234V232H76ZM81 234V233H80ZM79 234V235H80ZM83 234V233H82ZM81 234V235H82ZM98 234V233H97ZM101 234V233H100ZM220 234V233H219ZM230 234V233H229ZM26 235V234H25ZM69 234H67L68 236ZM71 236L74 237V235L70 234ZM92 235V234H91ZM106 235V234H105ZM194 235V234H193ZM62 236V235H61ZM70 236V237H71ZM4 237V236H3ZM2 237V238H3ZM8 237V236H7ZM14 237V236H13ZM81 237V236H80ZM84 237V236H83ZM175 237V236H174ZM206 237V236H205ZM65 238V237H64ZM69 238V237H68ZM84 239V238H83ZM90 239V238H89ZM231 239V238H230ZM76 240V239H75ZM88 240V239H87ZM165 241L163 242L166 246L167 244V239H164ZM214 240V239H213ZM216 240V239H215ZM2 241V240H1ZM183 241V240H182ZM224 241V240H223ZM101 242V241H100ZM204 242V241H203ZM217 242V241H216ZM215 242V244H216ZM222 242V241H221ZM2 243V242H1ZM218 243V242H217ZM225 243V242H224ZM228 243V242H226ZM225 243V244H226ZM89 244V243H88ZM97 244L100 245V243L98 242ZM209 243H207L208 245ZM214 244V245H215ZM77 245V244H76ZM80 245V244H79ZM168 245V244H167ZM212 245V243H211ZM177 246V245H176ZM175 246V247H176ZM184 246V245H183ZM178 247L179 249L182 248ZM220 248H222L224 251L227 250V248H223V246L220 244L216 245ZM251 246V247H252ZM74 247V246H73ZM79 248H82L80 246H78ZM167 247V246H166ZM172 247V246H169ZM210 247V246H209ZM217 247V248H218ZM225 247V246H224ZM231 247V246H229ZM89 248V247H88ZM211 248V247H210ZM209 248V249H210ZM233 248V247H232ZM250 248V247H249ZM2 249H4L2 247ZM6 249V248H5ZM62 249V248H61ZM74 249V248H73ZM77 249V247L75 248ZM84 249V248H82ZM94 249V248H93ZM173 248L167 249V250H171L173 251ZM214 249V248H211ZM226 249V250H225ZM8 250V249H7ZM12 250V249H9ZM47 250V249H46ZM65 250V249H64ZM72 250V249H70ZM88 250V249H87ZM181 250V249H180ZM184 250V248H183ZM215 250V249H214ZM231 250V249H230ZM229 250V251H230ZM2 251V250H0ZM16 251V250H15ZM54 251V250H53ZM69 251V250H68ZM75 251V250H74ZM80 251V250H79ZM175 251H178L175 250ZM207 251V250H206ZM6 252V251H5ZM12 252V251H11ZM56 252V251H55ZM167 252V251H166ZM180 252V251H179ZM209 251H207L206 253H209ZM216 252V250H215ZM246 252V251H245ZM18 253V252H17ZM264 253V252H263ZM19 255H21V253H18ZM150 254V253H149ZM175 254V253H174ZM14 255V254H13ZM23 255V253H22ZM21 255V256H22ZM92 255V254H91ZM219 255V254H218ZM227 255V254H226ZM241 255V254H240ZM263 255V254H262ZM31 256V255H30ZM100 256V255H99ZM151 256V254H150ZM168 256V255H167ZM13 257V256H12ZM15 257V256H14ZM19 257V256H18ZM26 257V256H25ZM24 257V258H25ZM148 258V256H146ZM210 257V256H209ZM250 257V255H249ZM17 258V257H16ZM21 258V257H20ZM79 258V257H78ZM102 258V257H100ZM150 258V257H149ZM148 258V259H149ZM152 258V257H151ZM15 259V258H14ZM19 259V258H18ZM28 259V258H25ZM173 259V258H172ZM251 259V257H250ZM259 258L255 259V261H257ZM89 260V259H88ZM115 260V259H114ZM117 260V259H116ZM252 260V259H251ZM50 261V260H49ZM147 261V260H146ZM183 261V260H182ZM199 261V260H198ZM262 259H260L258 261V264H262ZM17 262V261H16ZM15 263V261H14ZM13 263V264H14ZM18 263V262H17ZM118 263V262H117ZM121 263V262H120ZM184 263V262H183ZM32 264V263H31ZM182 264V263H181ZM196 264V263H195Z\"/></svg>",
    "mask_w": 264,
    "mask_h": 264
},
{
    "label": "snow or ice",
    "instance_id": "obj_3",
    "mask_svg": "<svg viewBox=\"0 0 264 264\" xmlns=\"http://www.w3.org/2000/svg\"><path fill=\"white\" fill-rule=\"evenodd\" d=\"M258 187L260 188L261 191H264V184H260L258 185ZM245 190H251V189L246 188Z\"/></svg>",
    "mask_w": 264,
    "mask_h": 264
}]
</instances>
